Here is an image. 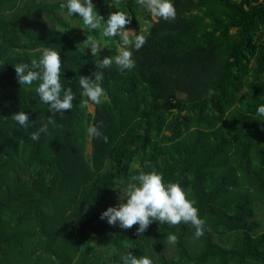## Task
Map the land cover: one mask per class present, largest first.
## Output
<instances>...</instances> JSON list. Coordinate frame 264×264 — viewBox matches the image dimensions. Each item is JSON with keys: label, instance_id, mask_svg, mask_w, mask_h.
Returning <instances> with one entry per match:
<instances>
[{"label": "trees", "instance_id": "trees-1", "mask_svg": "<svg viewBox=\"0 0 264 264\" xmlns=\"http://www.w3.org/2000/svg\"><path fill=\"white\" fill-rule=\"evenodd\" d=\"M63 2L0 0V264H121L126 251L153 264H264V0H173L174 21L154 20L136 0H93L105 19L128 12L147 42L133 49L132 70H102L106 99L90 102L92 112L78 81L97 57L77 46L98 33L78 14L62 18ZM105 40L115 55L119 38ZM44 47L60 50L62 83L76 99L33 141L52 113L13 65ZM20 110L36 123L11 120ZM93 124L107 143L87 135ZM146 165L190 189L203 236L157 222L137 235L138 225L100 219L118 181ZM168 233L178 236L169 252L157 241Z\"/></svg>", "mask_w": 264, "mask_h": 264}, {"label": "clouds", "instance_id": "clouds-1", "mask_svg": "<svg viewBox=\"0 0 264 264\" xmlns=\"http://www.w3.org/2000/svg\"><path fill=\"white\" fill-rule=\"evenodd\" d=\"M136 3L146 9L153 18L165 21L176 19V8L173 0H136ZM61 10L66 9L69 17H78L82 20L83 27L88 30L98 31L101 39L87 34V38L77 46V50L84 53V49L90 48L92 57H97L95 71L91 76H80L79 86L82 89L81 107L91 104L100 105L106 99V92L102 86L104 80L103 69L111 68L113 64L120 71L132 70L136 66L133 59V49L138 51L147 42L146 30L134 31L126 26L131 23V15L126 11L111 12L107 19L101 16L93 0H64L59 5ZM148 28L151 22L145 20ZM119 38V45L115 55L105 56L100 59L102 38ZM38 58H33L29 63H17L14 66L18 84L31 88L35 84V92L43 104L49 106L52 116L47 122L40 121L37 131L30 133V139L38 141L41 133H47L48 125L54 124L53 117L59 113L73 108V101L76 99L71 87H65L62 83V61L61 52L52 47H44L39 50ZM85 54V53H84ZM95 78L92 79L91 77ZM215 95L214 90L209 89L208 96ZM257 114L264 117V104L257 108ZM11 120L18 122L20 127L27 129L36 122H30L28 114L20 110L14 113ZM100 127H102V122ZM100 127L89 125L87 135L91 138H102L105 143L108 137L102 135ZM150 171L141 170L138 175L132 177V182L118 181L123 185L119 190V202L116 206L108 207L101 213L100 219L107 220L111 226H119L121 229L129 230L138 225L137 235H142L153 223L178 226L190 224L195 228V237L204 235L206 221L199 215L196 200L190 198V189H185L181 181H165L163 173L158 172L155 167ZM190 179V177H189ZM166 240L170 244L178 241V236L168 233ZM121 264H153L152 259L147 255L136 256L126 251L120 257Z\"/></svg>", "mask_w": 264, "mask_h": 264}, {"label": "rangeland", "instance_id": "rangeland-1", "mask_svg": "<svg viewBox=\"0 0 264 264\" xmlns=\"http://www.w3.org/2000/svg\"><path fill=\"white\" fill-rule=\"evenodd\" d=\"M64 1V0H63ZM118 4V3H117ZM107 14L109 15L110 14V11L108 10L107 11ZM61 17L62 18H65V19H68V16H67V14H65V13H61ZM152 17V16H151ZM153 18V17H152ZM154 20H155V18H153ZM74 23V22H73ZM75 25V24H74ZM128 29H131V30H134L135 31V28L131 25V24H129V25H127L126 26ZM97 33H98V39H101V37H100V33L98 32V31H96ZM102 44H105V45H107V47H105V48H102V50H101V54H103V55H105V54H107L108 56H110V53H109V50H110V45L108 44V42L105 40V38H102ZM118 47V46H117ZM85 51H87V52H91V50H90V48H86L85 49ZM87 111L88 112H92L93 111V107L92 106H90V105H88L87 106ZM86 153L87 154H89L90 153V145H89V143L87 144V147H86ZM122 189V188H121ZM119 195H120V193H119V190L117 189L112 195H111V197L109 198V199H107L104 203H103V205L102 206H100L99 207V210H101V212H104L108 207H110V206H116L117 204H118V202H119ZM194 227H191V229L189 230V232L190 233H193V231H194ZM194 234V233H193ZM157 241L159 242V244H160V246L164 249V250H166L167 252H169V251H171V246H170V244L168 243V242H164L160 237H158L157 238ZM191 242V241H190ZM193 242V241H192Z\"/></svg>", "mask_w": 264, "mask_h": 264}]
</instances>
